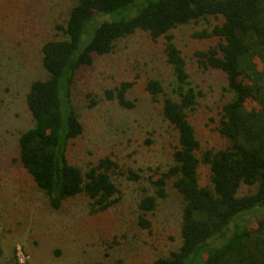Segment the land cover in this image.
Listing matches in <instances>:
<instances>
[{"label":"trees","instance_id":"trees-1","mask_svg":"<svg viewBox=\"0 0 264 264\" xmlns=\"http://www.w3.org/2000/svg\"><path fill=\"white\" fill-rule=\"evenodd\" d=\"M207 17L222 18V23L194 36L216 37L218 43L194 57L204 69L225 75L232 98L221 106L216 126L228 146L206 150L198 158L201 146L187 111L195 108L201 93L191 85L170 32ZM56 28L65 39L42 46L47 78L30 85L25 100L34 124L18 139V160L49 207L59 210L65 200L84 195L92 213L106 211L118 201L114 175L140 179L110 156L85 172L69 164L66 156L69 142L83 133L71 102L76 72L91 66L94 55L111 53L117 41L140 30L152 42L165 40L166 62L175 81L171 96L157 79L147 82L146 91L153 102L163 96L162 115L177 133V146L166 171L149 169L153 195L138 203L139 227L150 230L146 215L167 197L168 181H174L184 202L179 249L151 264H264V0H77L65 26ZM134 85L121 82L105 90L103 98L131 110L135 105L127 94ZM201 164L209 171L206 186L199 183ZM242 185L254 191L239 196ZM256 212L261 215L253 223L244 222Z\"/></svg>","mask_w":264,"mask_h":264},{"label":"rangeland","instance_id":"rangeland-1","mask_svg":"<svg viewBox=\"0 0 264 264\" xmlns=\"http://www.w3.org/2000/svg\"><path fill=\"white\" fill-rule=\"evenodd\" d=\"M77 0H0V264H151L166 258L181 245L184 202L173 187L166 186L167 197L146 215L149 231L138 225L139 201L153 195L148 180L151 170L166 171L173 165L177 133L162 115V100L153 102L146 91L151 79L161 81L171 94L175 85L164 53L163 37L152 42L137 30L117 41L111 53L94 55L91 66L80 68L71 87V102L77 111L83 133L69 142V164L85 172L92 164L110 156L125 169L140 176L112 177L119 190L118 201L106 211L91 212V201L84 195L67 199L59 210L49 207L44 193L22 168L18 139L34 124L26 106V94L36 80H45L42 46L65 39L56 26H65ZM222 18L207 17L170 33L186 62L191 85L200 92L195 108L187 111L201 149L219 151L228 141L216 126L221 106L232 95L225 75L204 69L194 57L197 51L216 46V37H195L209 33ZM135 81L127 99L135 107L126 110L116 100L103 98V92L121 82ZM91 95L96 102L90 105ZM171 96V95H170ZM199 183L209 184V171L199 168ZM242 185L239 196L253 192ZM259 212L244 217L253 223Z\"/></svg>","mask_w":264,"mask_h":264},{"label":"built area","instance_id":"built-area-1","mask_svg":"<svg viewBox=\"0 0 264 264\" xmlns=\"http://www.w3.org/2000/svg\"><path fill=\"white\" fill-rule=\"evenodd\" d=\"M11 264H24L22 258H17V260H15L14 263H11Z\"/></svg>","mask_w":264,"mask_h":264}]
</instances>
